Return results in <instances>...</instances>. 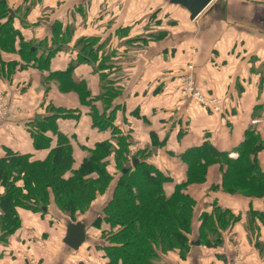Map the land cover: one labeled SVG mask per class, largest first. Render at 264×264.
Instances as JSON below:
<instances>
[{"label": "crops", "instance_id": "1", "mask_svg": "<svg viewBox=\"0 0 264 264\" xmlns=\"http://www.w3.org/2000/svg\"><path fill=\"white\" fill-rule=\"evenodd\" d=\"M104 1L0 0V5L12 12L2 17L0 23L10 19L22 41L32 43V51L39 59L55 49L48 66L41 67L39 59L27 61L19 53V37L13 40L15 50L3 48L7 44L0 46V91L15 110L0 122V157L7 150L30 154L33 160L46 156L48 149L35 148L30 126L33 119L53 114L48 109L50 105L67 113L58 120V127L71 138L75 168L88 155L87 148L92 149L96 141L109 136L91 126L90 109L83 93L61 89L53 73L73 64L74 81H83L89 95L99 94L101 74L105 75L103 68L95 71L100 58L95 63L78 60L73 44L80 37H97L98 43L108 39L110 33L106 32L104 22L110 16L117 22L110 39L118 52L121 46L114 43L118 41L114 40L115 34L120 32L118 24L126 20L129 29L123 38L135 39L128 46L127 56L117 53L112 63L118 69L107 78L121 87L112 102L114 121L132 137V153L152 148V135L161 143L151 161L171 173L173 182L164 185L165 194H171L174 184L185 179L186 166L177 157L179 153L204 139L219 149H231L243 140L249 127L257 129L262 139L258 160L264 170V0H213L194 19H190L185 7L170 0H127L124 7L121 0H109L111 6H104ZM107 7H112L109 14L104 13ZM60 39L63 46L57 51L55 41ZM189 63L191 72L187 69ZM187 73L193 75L206 97L221 100V112L181 95L182 78ZM96 106L102 113L100 101ZM47 136L50 137L49 132ZM109 170L114 171L112 162ZM114 178L87 214L78 219L85 224V230L88 228V235L91 229L92 236L99 233L89 228L108 203L117 176ZM220 181L219 165L212 164L205 183L188 187V193L196 200L193 238L197 240L199 216L211 212L214 204L239 215V220L222 234V245L192 246L184 260L170 253L165 258L167 264H228L237 255L248 263L264 264V252L252 244L246 232L247 212L263 213L264 196L250 197L210 188ZM46 209L47 213L41 215L18 208L20 228L6 237L0 229V264H75L85 259V254H79L82 247L72 250L62 241L67 219L54 218L57 210L53 203ZM256 223L258 240L264 248V225L258 220ZM95 256V264H102L100 256Z\"/></svg>", "mask_w": 264, "mask_h": 264}, {"label": "trees", "instance_id": "2", "mask_svg": "<svg viewBox=\"0 0 264 264\" xmlns=\"http://www.w3.org/2000/svg\"><path fill=\"white\" fill-rule=\"evenodd\" d=\"M0 9L1 19L9 11L1 5ZM9 21L0 23V46L7 44L3 48L15 50L13 40L19 37L21 45L18 51L22 57L27 61L39 59L32 51V43L22 41L19 31ZM98 39L93 36L78 38L73 44L77 59L97 62L103 46ZM59 41L61 44H57ZM59 41H55L57 51L63 46V40ZM54 53L55 49L48 51L45 57L39 59V65L47 67ZM71 68L73 64L53 73L58 86L82 92L90 109L91 126L98 131L109 129L110 134L96 141L92 149L87 148L88 155L75 168L71 138L58 127V120L67 116L65 110L50 105L48 109L53 114L33 119L30 130L34 146L38 150L48 149V152L44 158L34 160L30 154L10 150L0 157V188L3 189L0 193V229L3 237L20 228L18 208L45 215L47 209L44 211L42 207L47 208L52 202L58 214L64 215L67 221H77L78 216L87 214L96 197L106 192L116 175V184L108 203L90 225L99 231L97 236H93L95 242L92 241L95 255L100 256L102 264H167L165 258L168 254L175 253L184 260L191 250V241L195 240L193 216L196 200L188 193V187L205 183L210 165L218 164L221 173L220 184L210 188L250 197L264 196V170L258 160L263 142L255 131L257 129L250 127L245 130L243 140L231 149H219L204 139V142L179 153L177 157L186 166L185 179L175 183L172 193L166 195L164 185L173 182V179L148 159L161 143L152 135V148L136 149L131 154L132 139L129 134L120 136L118 128H121L114 124L112 102L121 87L112 80L108 83L103 80L99 94L91 96L83 81H74ZM100 70L98 65L95 71ZM99 101L102 113L96 109ZM222 109L221 106L220 112ZM230 153H236V156L231 157ZM170 154L175 155L173 152ZM111 162L112 172L109 170ZM239 217L214 204L211 212H203L199 216L196 238L200 245L207 248L222 245V234ZM256 220L264 225V211L249 210L246 217L249 239L251 233L258 230ZM258 235L256 232V243H259ZM82 261L77 264H83Z\"/></svg>", "mask_w": 264, "mask_h": 264}, {"label": "rangeland", "instance_id": "3", "mask_svg": "<svg viewBox=\"0 0 264 264\" xmlns=\"http://www.w3.org/2000/svg\"><path fill=\"white\" fill-rule=\"evenodd\" d=\"M125 2H127V0H121L120 1V3H123V7L125 5ZM215 2L218 3L219 1L217 0ZM107 5L111 6V2L109 0L108 1L107 0L104 1V6H107ZM1 11H2V9H0V12ZM104 11H105L104 13L112 12V7H107L106 9H104ZM116 23L117 22L116 21L114 22L111 19L110 16H108V18L104 22L105 29H108L106 32L107 33H110V34H109V38L108 39H105L103 41V43H102L103 46L101 48L100 55H99V58L100 57L103 58V61L99 63V67L101 69L102 68L105 69V75H102L101 74L102 75V78H101L102 81L101 82H103V80H105L106 83H108L110 81V79H107V78L111 76V74H112V72L114 70L118 69V67L115 66L114 63H112L115 60V57H117V53H120L123 56H127V52L126 51L128 50V46H130L133 43V41L135 40L134 38H130L129 40L127 38H123L124 36L127 35L128 29H129V25H128L129 23L126 22V20H125V23L118 24L119 25L120 32H119L118 35L115 34V36H114L115 37L114 40L115 39L116 40L118 39V41L117 42H114V43L115 44L118 43V45L121 46V49L118 52V50H116L115 47H113V43H112V41L110 39V35L112 34L113 28H116L117 27V24ZM152 23H154V21H152ZM156 23H158V22H156ZM115 32H116V30H115ZM59 43L61 44L60 41L57 42V44H59ZM80 46H82V45H80ZM76 47H77V49L79 48V46H76ZM116 48H118V46ZM126 58L127 57H124L122 59L123 60H126ZM178 90H180V87L178 88ZM114 124L117 125L116 123H114ZM106 132H108V134H110V130L109 129H107ZM118 132H121L120 136H124L125 135V132L122 131V130H120L119 128H118ZM124 137H126V136H124ZM134 151H136V150H134ZM158 151H159V148L158 149H155L151 153L150 158H148V159L151 160L152 158H154L155 153L158 152ZM130 152H131V150H130ZM131 154H132V152H131ZM235 155H233V156L235 157ZM163 173L164 174L167 173V174H169L171 176V173L169 171L163 170ZM54 213H55L54 218L57 219V220H61V218H64L65 217L64 215H62L60 213H59L60 214L59 215L57 211L54 212ZM78 217H80L82 219L84 216H78ZM80 218H78V219H80ZM89 229H91V227ZM91 232H93L92 229L90 231V235H87L88 238L85 240V242L81 246L82 247L81 248V253H79L80 256H82V254H85V256L83 257L85 259L82 261L83 264H95V262H94V259L96 257L95 256V252H94L95 251V248L93 249V243H92V241L93 242H95V241H94V237L91 235ZM255 233H256V230H255V232H252L251 233V235H252L251 242H252V244L254 243L258 247V250L262 253V252H264L263 245H261V242L259 240H258L259 243H256V240L254 238L255 237ZM77 252H79V251H77ZM72 254H75V253L73 252ZM73 263L74 262H71L70 264H73ZM77 263L78 262H76L75 264H77ZM65 264H67V262H65Z\"/></svg>", "mask_w": 264, "mask_h": 264}, {"label": "built area", "instance_id": "4", "mask_svg": "<svg viewBox=\"0 0 264 264\" xmlns=\"http://www.w3.org/2000/svg\"><path fill=\"white\" fill-rule=\"evenodd\" d=\"M187 69L191 72V63L187 65ZM181 95L194 103L201 105L203 104L204 106L212 109L213 111H216V113L220 111L221 100L218 98L206 97L202 93L200 87L196 84L191 73H187V75L182 78ZM6 97V94L0 91V122L8 119L15 111L12 104ZM228 264H251V262L248 263L239 255H237L233 259H231Z\"/></svg>", "mask_w": 264, "mask_h": 264}, {"label": "water", "instance_id": "5", "mask_svg": "<svg viewBox=\"0 0 264 264\" xmlns=\"http://www.w3.org/2000/svg\"><path fill=\"white\" fill-rule=\"evenodd\" d=\"M188 11L190 19L196 18L213 0H170ZM10 13H12L9 10ZM36 118H41L37 115ZM135 162V160H133ZM45 211L46 208L42 207ZM85 224L81 221H66L63 243L72 250H78L86 240ZM192 246L200 245L199 240L191 241Z\"/></svg>", "mask_w": 264, "mask_h": 264}]
</instances>
